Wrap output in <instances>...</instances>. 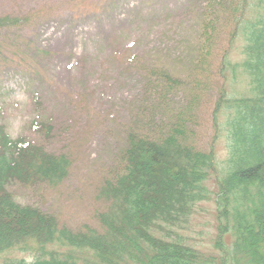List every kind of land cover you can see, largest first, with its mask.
Instances as JSON below:
<instances>
[{
  "label": "rangeland",
  "instance_id": "obj_1",
  "mask_svg": "<svg viewBox=\"0 0 264 264\" xmlns=\"http://www.w3.org/2000/svg\"><path fill=\"white\" fill-rule=\"evenodd\" d=\"M242 1L0 0V17L23 20L0 31V48L27 55L26 61L21 56L13 62L5 56L0 64L6 130L13 138L42 140L28 126L46 115L54 127L46 145L68 156L71 165L69 178L56 188L13 183L9 190L17 201L38 206L71 231L96 228L108 210L99 195L105 180L124 173L130 126L159 138L179 122L194 146L210 152L220 130L214 111L222 84L238 93L250 89L245 77L237 84L220 76L219 68L207 74L196 67L194 41L203 20L212 21L209 49L218 56L232 48L231 58L241 60ZM157 65L178 84L168 86L156 77ZM214 147L217 164L225 161L224 139ZM213 213L211 203L199 204L174 232L209 255L216 238Z\"/></svg>",
  "mask_w": 264,
  "mask_h": 264
},
{
  "label": "trees",
  "instance_id": "obj_2",
  "mask_svg": "<svg viewBox=\"0 0 264 264\" xmlns=\"http://www.w3.org/2000/svg\"><path fill=\"white\" fill-rule=\"evenodd\" d=\"M247 1L237 19L241 60L231 58L232 48L218 56L209 49L212 21L203 20L194 41V63L202 72L219 68L233 83L248 80L246 92L222 84L214 111L220 129L215 140L224 139L225 161L216 162L218 141L203 152L179 122L159 138L130 126L124 173L105 180L99 195L108 210L96 228L71 231L38 206L17 201L9 190L13 183L56 188L69 178L71 165L68 156L46 145L54 133L51 118L40 115L29 123L42 140L13 138L0 98V264H264V0ZM21 23L0 17V31ZM5 56L13 62L21 56L26 61L27 55L4 46L0 64ZM209 59L213 65H207ZM158 66L156 77L168 86L178 84ZM32 98L39 103L35 93ZM202 203L214 205L216 238L209 255L174 232Z\"/></svg>",
  "mask_w": 264,
  "mask_h": 264
}]
</instances>
